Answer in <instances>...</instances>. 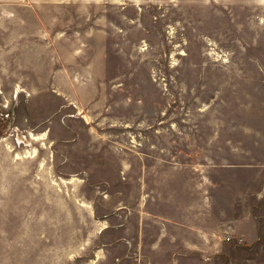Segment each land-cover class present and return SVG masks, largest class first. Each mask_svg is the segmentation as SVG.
<instances>
[{"label":"rangeland","instance_id":"obj_1","mask_svg":"<svg viewBox=\"0 0 264 264\" xmlns=\"http://www.w3.org/2000/svg\"><path fill=\"white\" fill-rule=\"evenodd\" d=\"M0 264H264V0H0Z\"/></svg>","mask_w":264,"mask_h":264},{"label":"crops","instance_id":"obj_2","mask_svg":"<svg viewBox=\"0 0 264 264\" xmlns=\"http://www.w3.org/2000/svg\"><path fill=\"white\" fill-rule=\"evenodd\" d=\"M160 217V220H163L164 221V219H166L167 220V222H170V223H172L173 224V218H171V217H168V216H164V215H162V216H157V218H159Z\"/></svg>","mask_w":264,"mask_h":264},{"label":"built area","instance_id":"obj_3","mask_svg":"<svg viewBox=\"0 0 264 264\" xmlns=\"http://www.w3.org/2000/svg\"><path fill=\"white\" fill-rule=\"evenodd\" d=\"M230 239H231V238H230V237H228V240H230ZM241 241H242V240H241ZM241 241H240V242H241Z\"/></svg>","mask_w":264,"mask_h":264}]
</instances>
